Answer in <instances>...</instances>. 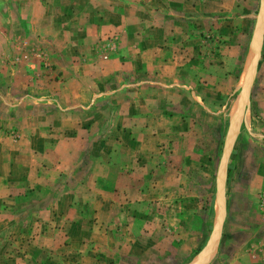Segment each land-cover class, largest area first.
Masks as SVG:
<instances>
[{"label": "crops", "instance_id": "obj_1", "mask_svg": "<svg viewBox=\"0 0 264 264\" xmlns=\"http://www.w3.org/2000/svg\"><path fill=\"white\" fill-rule=\"evenodd\" d=\"M254 1L0 0V60L12 43L27 54L39 44L54 79L32 96L17 84L28 94L14 107L45 110L11 115L6 130L0 119V264H155L147 246L171 233L147 219L160 181L172 186L196 124L206 130L193 108L209 112L238 90ZM256 86L264 124V79ZM252 140L239 174L264 191V133ZM37 202L21 224L20 209ZM240 233L229 264H264L263 228Z\"/></svg>", "mask_w": 264, "mask_h": 264}, {"label": "rangeland", "instance_id": "obj_2", "mask_svg": "<svg viewBox=\"0 0 264 264\" xmlns=\"http://www.w3.org/2000/svg\"><path fill=\"white\" fill-rule=\"evenodd\" d=\"M260 1L258 0L257 8H253L251 11L253 16L249 20L250 25L247 23L249 26L247 39L241 45L245 64L242 78H244L246 66L252 54V30L259 12ZM253 2L255 1L253 0ZM253 6H255L254 3ZM5 33H9L8 29ZM21 45V43H12L9 47V55L0 60L2 61V63L0 62V119L3 122L2 128L4 130L11 126L8 122L11 115L39 113L46 109L38 100H30L31 106L14 107V99H18L24 93L28 94L25 89L17 90V84H29L31 91L35 92L29 94L32 96L39 94V90L36 89L39 83L49 85L54 81V79L48 78L49 75L46 74L50 60L48 57L44 58L37 55L36 49H38L37 45L39 44H33L36 46L28 49V54ZM257 48L259 49V56L252 79L243 92L240 108L237 105L238 90H233L227 91L220 104L216 107H210L209 112H205L202 107L198 106H195L191 112L196 122L206 126V130L200 131L199 125L196 124L198 130L196 133L198 136L197 144L191 148L190 151L193 150V152L184 158L188 161V168L183 163L181 165L183 168L173 172V176L175 174L176 176L172 180V186L166 185L163 180L160 181L161 189L158 188L156 193L160 194L161 198H156L154 201L155 211L147 219H152L153 223L162 228L169 225L171 233L165 234L166 238H162L161 235H154L153 248L147 246V253L153 252L154 254L155 264H191L206 248L214 234L217 236L213 246L209 248L201 264H229L236 254L234 239H239L241 230H248L251 227L254 229L258 226L263 228L260 222L258 200L255 201L254 198H259V195L264 191H256L246 178V171L242 176L239 174L238 165L243 153L242 156H247L250 162L252 150H254L251 142L256 141L252 139H256L264 133V124L256 120V110L251 101L255 89H257L256 85L264 79V24ZM31 52L35 54L36 62L33 66L36 67L34 73L27 75L28 60L26 57L31 56ZM30 66L31 63L28 69H31ZM52 94L55 93L51 90L48 91V95L52 96ZM257 94L260 96L264 94V91L260 90ZM260 111H258L259 114L262 113ZM218 119L221 121L215 124L217 128L214 130L213 123ZM212 129L213 134H216L215 137L206 136ZM229 134L231 144L225 152V159H222ZM262 145L264 148V144ZM242 148L244 150H241ZM203 152L208 153L203 155ZM195 158L198 161L192 163L191 159L194 160ZM202 159H204V163L201 161ZM176 182L178 184L177 191ZM169 194H172V198L167 197ZM29 205H33V207L25 206L20 211L19 209L16 211L21 212L19 218L21 224L27 219L26 213L30 215L35 210L41 209L39 202ZM5 223L3 220V227L9 226L10 221H5ZM215 226L216 229L214 230ZM224 246L228 248L225 253L221 251Z\"/></svg>", "mask_w": 264, "mask_h": 264}, {"label": "water", "instance_id": "obj_3", "mask_svg": "<svg viewBox=\"0 0 264 264\" xmlns=\"http://www.w3.org/2000/svg\"><path fill=\"white\" fill-rule=\"evenodd\" d=\"M262 13V16H261ZM264 24V0L260 1V7H259V12L257 14V17L255 19V23L253 26V30H252V54L250 56V60L246 66V71H245V75L244 78L242 79V82L240 83L239 87H238V92H237V105L239 106V108L242 105V99H243V92H245V87L248 86V84L250 83L251 79H252V74L254 71V67L256 65V61L258 59L259 56V49L257 48L258 46V39L260 36V32L262 30ZM231 144V136L229 134L227 140H226V148L224 149V153L222 156V159H225V152L227 151V148L230 147ZM224 161V160H223ZM216 229V226L214 227V230ZM216 234H214L213 238L211 239V241H209V243L207 244L206 248L203 249L202 252H200V254L198 255V257L193 260V262L191 264H201L203 258L207 255V252L209 250V248L211 246H213V242L215 241L216 238Z\"/></svg>", "mask_w": 264, "mask_h": 264}, {"label": "built area", "instance_id": "obj_4", "mask_svg": "<svg viewBox=\"0 0 264 264\" xmlns=\"http://www.w3.org/2000/svg\"><path fill=\"white\" fill-rule=\"evenodd\" d=\"M258 204H259V214H260V222L263 225L264 230V192L259 195L258 198Z\"/></svg>", "mask_w": 264, "mask_h": 264}]
</instances>
